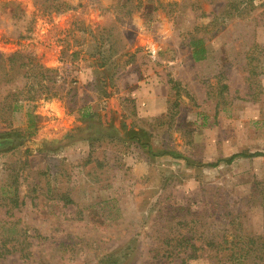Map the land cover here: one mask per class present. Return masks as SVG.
Here are the masks:
<instances>
[{
	"label": "rangeland",
	"instance_id": "obj_1",
	"mask_svg": "<svg viewBox=\"0 0 264 264\" xmlns=\"http://www.w3.org/2000/svg\"><path fill=\"white\" fill-rule=\"evenodd\" d=\"M149 1L0 0V264H215L214 246L183 263L161 242L264 234V157L206 165L264 153V0ZM32 60L57 72L51 100Z\"/></svg>",
	"mask_w": 264,
	"mask_h": 264
},
{
	"label": "trees",
	"instance_id": "obj_2",
	"mask_svg": "<svg viewBox=\"0 0 264 264\" xmlns=\"http://www.w3.org/2000/svg\"><path fill=\"white\" fill-rule=\"evenodd\" d=\"M211 1V0H206ZM152 5L153 10L162 9L164 10V6H162V2L160 0H150L148 2ZM170 3L168 4V6ZM171 5H176V2H172ZM54 9L56 12H59L62 10H68L70 9V6L65 5L64 3L58 2L56 4L51 3V6H46V9ZM189 47L191 49V58L195 62L204 61L207 59L208 50L207 46L205 44L204 38L202 36H196L192 35L189 42ZM20 54H16L11 57V62L13 63L10 70H12L13 73H15V79H17V76H22L23 68L26 65L25 62H22L20 60ZM250 57V56H249ZM3 58L4 56L0 54V69L2 70L3 67ZM31 66V70L33 73L38 76L41 74V80L39 81V84H36L40 88H42V93H46L45 100H51L53 97L57 96V93L53 91L54 85L57 80V72L55 70H49L43 68L39 63L34 62L33 60L28 65ZM49 74V75H48ZM5 76H7L5 74ZM46 76H48L49 80L52 82L51 86H43L41 81L46 79ZM34 85L30 87V91H26L28 94H31L30 97L24 98L22 100H19L20 103L18 104L17 99V105L13 107V109H9V113L18 112V108L22 107V103L25 100H38L39 94H37V90L34 89ZM14 94L13 96H19L22 93H24L25 88H22L19 85H16L14 87ZM38 95V96H36ZM42 95V94H40ZM28 118H29V127L33 129V132H29L28 135H33L36 132V126H35V119L36 116L32 112H27ZM254 157H264L263 152H255V153H237L233 154L228 158H222L215 162H211L206 164L209 167H217L220 164H231L238 158H254ZM250 200H255L256 203L260 205V207L263 209V217H264V182L257 183L254 188L253 192L250 195ZM222 208V207H221ZM219 212V213H218ZM218 212H214L212 214V217L221 220L222 218L226 219V221H223V225L227 228L226 230H231L233 226V216L238 217L239 213H234L233 211L227 210V208H223L221 210H218ZM228 220V222H227ZM197 223V221H196ZM190 233H194L191 232ZM200 236H190L186 232L182 234L176 235L175 233H169L167 236L163 239V242H161L163 250L162 257L167 259L172 258H181L182 262H186L190 259H194L197 257H200L201 254H197L199 250H202L204 247H216L214 255H206L209 259L211 257H214L216 260L215 264H264V234L259 236H248L246 234H232V235H226L223 237L222 240L218 242H202L201 244L197 245L200 241ZM4 253L0 252V259L4 257ZM180 255H182L180 257Z\"/></svg>",
	"mask_w": 264,
	"mask_h": 264
}]
</instances>
